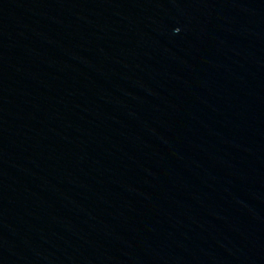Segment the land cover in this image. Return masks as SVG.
<instances>
[{
  "label": "water",
  "instance_id": "obj_1",
  "mask_svg": "<svg viewBox=\"0 0 264 264\" xmlns=\"http://www.w3.org/2000/svg\"><path fill=\"white\" fill-rule=\"evenodd\" d=\"M0 264H264V0H0Z\"/></svg>",
  "mask_w": 264,
  "mask_h": 264
}]
</instances>
